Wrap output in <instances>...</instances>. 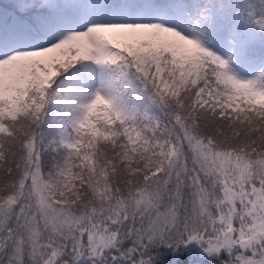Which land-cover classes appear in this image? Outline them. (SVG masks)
<instances>
[{"label": "snow or ice", "instance_id": "6c2138e0", "mask_svg": "<svg viewBox=\"0 0 264 264\" xmlns=\"http://www.w3.org/2000/svg\"><path fill=\"white\" fill-rule=\"evenodd\" d=\"M0 264H264V0H0Z\"/></svg>", "mask_w": 264, "mask_h": 264}]
</instances>
